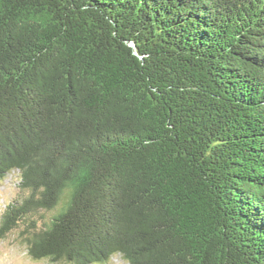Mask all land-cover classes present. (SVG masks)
<instances>
[{
  "label": "trees",
  "instance_id": "1",
  "mask_svg": "<svg viewBox=\"0 0 264 264\" xmlns=\"http://www.w3.org/2000/svg\"><path fill=\"white\" fill-rule=\"evenodd\" d=\"M16 170L35 260L264 264V0H0Z\"/></svg>",
  "mask_w": 264,
  "mask_h": 264
},
{
  "label": "rangeland",
  "instance_id": "2",
  "mask_svg": "<svg viewBox=\"0 0 264 264\" xmlns=\"http://www.w3.org/2000/svg\"><path fill=\"white\" fill-rule=\"evenodd\" d=\"M19 174L17 170L11 173L0 185V214L4 207L22 193L19 190ZM55 211L43 212L34 216L39 224H44L50 220ZM19 228L8 233L4 238H0V264H54L48 260H35L28 254L26 243L27 234L23 233L24 228ZM64 264V263H56ZM107 264H127L123 257L115 256Z\"/></svg>",
  "mask_w": 264,
  "mask_h": 264
},
{
  "label": "water",
  "instance_id": "3",
  "mask_svg": "<svg viewBox=\"0 0 264 264\" xmlns=\"http://www.w3.org/2000/svg\"><path fill=\"white\" fill-rule=\"evenodd\" d=\"M129 46H130L132 49H134V50L136 49L134 43H129ZM134 55H135V56H138L140 59H142V57H140V56L138 55L137 52H134Z\"/></svg>",
  "mask_w": 264,
  "mask_h": 264
}]
</instances>
